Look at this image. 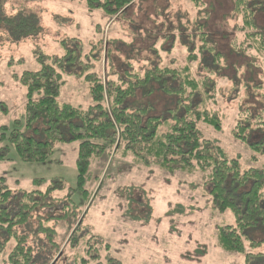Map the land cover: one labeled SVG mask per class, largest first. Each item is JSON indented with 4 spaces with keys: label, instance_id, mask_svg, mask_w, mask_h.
Masks as SVG:
<instances>
[{
    "label": "trees",
    "instance_id": "1",
    "mask_svg": "<svg viewBox=\"0 0 264 264\" xmlns=\"http://www.w3.org/2000/svg\"><path fill=\"white\" fill-rule=\"evenodd\" d=\"M135 1L79 0L88 12L99 11L110 20L115 18L113 22H123ZM187 1L197 7L202 5V0ZM256 1L264 0H233L232 9L236 25L230 49L252 62L255 55L264 53V29H257L254 9L250 7L257 4ZM5 4L6 0H0L3 43L18 44L41 34L43 27L36 13L18 10L9 15ZM142 20L134 21L131 16L129 24L132 27L133 21ZM161 26L173 28L174 25L169 22ZM190 27L191 32L182 39L178 35H165L168 38L160 48L156 46L158 41L150 38L155 30L147 32L145 29V34L152 35L140 37L136 32L142 31V26L132 27L136 35L132 32L131 42L106 38L108 48L104 57L102 35L101 40L95 42L61 40L64 52L60 56L39 51L35 56L38 68L14 76L25 91L24 124L14 121L11 130L0 126V145L7 144L14 149L24 163H44L59 145L79 143L75 161L76 188L85 195V200L89 196L84 186L90 160L103 154L110 157L111 153L119 151L124 157H132L137 165L156 167L171 174L201 173L206 179L213 208L221 214L229 212L233 217L231 224L219 228L217 248L228 255H243L248 261L256 258L264 264L263 254H251L252 250L262 247L264 240L250 237L252 231L260 233L264 229V116L250 109L242 111L231 132L234 140L249 150L252 166H243L239 156L229 155L217 142L202 135L201 124L216 131L221 129L222 118L216 108L220 86L219 80L211 76L195 77L193 69H206L204 55L213 63L219 61L221 55L211 45L201 19L177 20V30L186 31ZM96 30L99 34L102 32L100 26H96ZM148 37L152 43L145 42L142 47L134 48ZM195 40L198 47L194 46ZM186 45L189 46L186 48ZM176 46L186 52L181 67L176 65V58H171V63L167 64L160 56L172 53ZM114 52L122 57L114 56ZM142 54H147V58ZM210 74L217 75L216 72ZM70 78L83 83L90 97L87 106H74L60 100ZM219 78L224 80V77ZM138 91L147 96L161 93L168 101H160L165 105L161 109L133 106ZM7 110L0 102V112L6 115ZM5 151L6 146L0 147V161ZM32 186L29 191L15 193L6 180L0 178V264H46L52 258L50 252L61 247L49 222L58 225L65 221H69L73 231L62 248L59 262L71 259L73 264H119L110 256L108 245L102 244L106 253L99 255L91 240H84L86 233H82V224H75L78 215L70 199L71 189L61 200L63 215L44 218L42 211L60 201L54 196L62 192V183L55 182L41 190L39 181L35 180ZM70 217L76 219L73 225Z\"/></svg>",
    "mask_w": 264,
    "mask_h": 264
},
{
    "label": "rangeland",
    "instance_id": "2",
    "mask_svg": "<svg viewBox=\"0 0 264 264\" xmlns=\"http://www.w3.org/2000/svg\"><path fill=\"white\" fill-rule=\"evenodd\" d=\"M256 2L250 7L254 9L257 29L263 30L264 1ZM232 9L233 0H202L199 7L187 0H136L127 20L113 22L115 18L110 20L99 11L88 12L79 0H6V14L13 15L18 10L34 12L43 29L33 40L26 39L18 44H5L0 38V102L8 109L6 115L0 112V126L11 130L14 121L24 124L25 91L14 76L37 69L35 56L39 51L60 56L64 52L60 46L61 40L74 38L81 43L95 42L102 35L104 57L108 48L105 43L107 37L131 42L132 27L138 25L143 28L136 32L140 37L152 35L145 34V29L147 32L155 30L154 36L149 37H154L159 43L156 46L160 48L163 40L168 38L165 35H178L182 39L188 31L191 32V27L186 31L177 30V20L191 22L198 18L205 25L209 41L221 58L213 63L208 55H204L203 66L206 69L198 71L194 67L193 72L198 78L211 76L219 80L216 108L220 110L222 118L219 131L204 124L199 129L206 139L217 142L229 155L239 156L243 166H252L249 150L234 140L231 132L237 115L242 111L250 109L264 116V53L255 55L252 62L231 51L236 25ZM131 16L134 21L143 20L133 21L131 27ZM169 22L174 25L173 28L161 26ZM96 26H100V34L96 32ZM136 33L133 32V35ZM149 37L135 44L134 48L142 47L145 42L152 43ZM170 42L171 38L164 48L167 49ZM103 45H99L101 49ZM194 46L198 47L197 40ZM176 47L172 53L160 56L167 64L171 63V58H176V65L181 67L185 63L186 52ZM114 56L121 58L122 54L114 52ZM142 56L147 58V54ZM104 62L105 58L103 69ZM214 72L217 75L212 76L210 73ZM219 77H224V80ZM165 97L161 93L147 96L138 91L132 104L161 109L165 105L160 101H168ZM60 100L74 106L85 107L90 103L83 83L73 78L68 80ZM78 145H59L44 163H24L14 149L7 144L0 145L7 149L3 161H0V178H4L15 193L19 190L29 191L35 180L39 181L41 190L52 183H62L63 193L57 192L54 196L60 201L42 211L44 218L63 215L61 200L71 189L70 199L76 208L78 220L76 222L70 217V224H82V233H86L84 240L90 239L99 255L106 253L102 244L108 245L110 256L119 264H263L256 258H249L248 261L243 255H228L217 248L219 228L231 224L233 217L229 212L221 214L213 208L206 179L201 173L171 174L156 167L137 165L132 157H124L119 151L111 153L110 157L103 154L90 160L84 186L89 196L85 200V195L76 188ZM49 226L54 228L55 240L61 243V247L50 252L52 260L46 261V264H73L71 259L58 261L73 231L69 228V221L58 225L49 222ZM250 237L256 241L264 240V229L260 233L258 230L252 231ZM257 253L264 255V244L251 251L252 255Z\"/></svg>",
    "mask_w": 264,
    "mask_h": 264
}]
</instances>
